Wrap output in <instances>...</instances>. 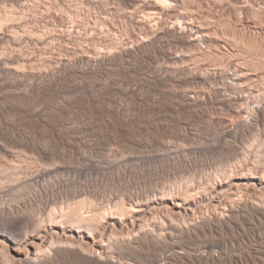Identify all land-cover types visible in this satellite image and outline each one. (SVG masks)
Listing matches in <instances>:
<instances>
[{"label": "rangeland", "instance_id": "rangeland-1", "mask_svg": "<svg viewBox=\"0 0 264 264\" xmlns=\"http://www.w3.org/2000/svg\"><path fill=\"white\" fill-rule=\"evenodd\" d=\"M136 1L144 5H142L143 9H139L141 5H137L138 7L136 6ZM136 1L22 0L17 4L18 7L15 6L16 4L14 5L15 8L10 4H6V6L5 4H0V11L4 10L5 12V9L6 11H13V9L17 8V11L14 10L15 12L24 13L28 18L26 19V23L28 22L26 24V29L25 26H23L24 28L21 27V29H17V31L20 30L18 31L19 37L25 35V37L21 36V38H25L22 39L23 44L20 45L21 48H18V46L12 43L10 44L8 40L5 42L0 41V57L6 55V52H8L9 56H4V58L11 57L10 54L14 56L21 54V56L28 57L27 59L29 62L25 64L22 63L23 65L16 63L14 64L16 68H18L19 65L21 66L19 67L20 70L24 69L23 71L48 70L52 73H57V76L59 75L58 71H63V69L59 67L60 58H63L71 65L73 68H71L72 71H83V73H85V75L78 74V76H71L73 78L60 75L62 77L58 76V78H56L57 80H53L55 82L50 81V83L52 82L53 84L45 82L46 85L48 84L51 87L48 90L45 88L46 85L44 83H39L40 85L38 84L36 86L37 93L35 92V95L31 98L32 100L36 98L34 99L35 101L33 100L34 102L30 100L31 96L27 93L21 92L26 95V97L13 96L15 93H2L3 89L9 87L11 84L9 85L8 81L3 83L0 82V97L3 94L8 95H3L6 99L3 103L1 102L0 105V145H4V147H2L11 152L10 157H5L2 153L0 154V172H2V174L0 173V178H4L3 181L6 182L4 186H2L4 189L0 187V200L5 203L0 201V208H4L5 206L4 209L12 210L14 214L17 213V211H19L18 213L22 216L24 214V218L26 217L25 219H27L26 222H29L28 224L26 223L29 229V231L27 229L28 235L31 233L33 235L40 234L41 238H43L44 235L47 233L49 234L50 230L56 229L55 231L59 234H57V238H63L61 240H64L66 237L65 240H67V238L71 239V242L70 240L68 241L70 243L74 242L73 244L82 242L80 244L83 246L82 248L90 253L94 250L101 254L100 252L104 250L97 246V242L101 241L102 243L110 239L109 236L105 234L107 231H104V229L111 226L110 229L113 228L111 230L114 232V238L116 235L117 238L123 237V234H125L126 237L129 234L133 237L136 235V227H138L141 222H145V231L154 232L157 230L155 231L157 233L160 231V233L164 235L162 239L169 243L167 249L158 255L162 260L164 257L162 264H264V239L258 236V234H260L259 231H262L260 229L264 228V223L259 224L258 219L255 217V219H253L251 216H246L247 218L242 217L243 219H238L244 222V228H246L245 232L235 230L237 233L235 231H232V233L224 227L223 224H218L219 226L215 225L211 230H207L201 234L200 237L187 231L184 232V235L183 233L179 235H176L178 233L170 235L171 229L169 230L170 226L173 224H178V226L180 224L181 227H190L192 223L195 224L201 221L202 219L199 218H202V216L205 218L206 216L214 217V214L221 215L225 210H223V206L221 207L219 202L229 200V198L220 194L221 188L219 183L226 181L225 183H227V185L225 184V189H230V182H232V180L228 179L226 174L229 170L228 167L231 168V166L237 162L238 157L241 158L245 151L247 155L252 153L251 146L257 134L258 138L263 137L264 139V116H261L264 115V102H262V97H264V80L258 81V75L261 74L264 76V0H171L170 3L172 5L165 6V9H168H166L167 14L162 16L161 21L163 23L159 25V28L171 27L172 24L176 22V18L179 14L183 15L188 11V13L193 12L191 13L193 14L191 20L193 23L189 21L187 23L184 22V24L183 20H180L182 22L177 21L176 24L177 28L179 26L178 29H182L184 25V34H191L190 36L193 35V39L196 40L201 38V41L197 40L196 47L193 46L189 48V45L187 44V46L185 43H182V40L180 41L178 39L180 42L175 40L177 41L175 43L171 38H166L152 46L140 57L120 60L114 67L109 65L101 66V64L96 61L95 57L98 51L96 52L93 50L94 48L97 49L96 46H98V43L101 41L100 39H102V34H100L98 30H95L97 28L99 29V27L96 28V26H99L97 24L98 20L104 15V18L109 19L111 23L113 22L112 24H115L120 32L116 31L117 35L118 33L121 35L123 30L126 34L130 32L129 35H131L133 31L137 33L133 34L134 36L139 35L140 31L138 30L140 28L138 25L134 28L133 25L137 23L131 21L130 18L127 19L128 14L126 13H136L139 10L145 12L146 8L149 7V1L154 3L155 0ZM35 2L38 5H36ZM132 2L137 10L134 9ZM145 3H147L146 8ZM23 5H28L29 8ZM36 6L39 7L36 8ZM172 6L175 7L174 9L177 8L178 10H175V12L174 9L171 8ZM124 7H127V9ZM103 8L108 10L104 11L105 9ZM76 10H78L80 14L78 17H75L77 20H75L76 22L73 24V22L66 17V13L68 11L72 13ZM140 11L137 12L139 16H144L145 13L149 12L146 11L144 14H141ZM117 12H119L122 17L118 15ZM151 12L152 11H150V14ZM254 12L255 14H253ZM152 13L154 18H159L158 15L154 16V12ZM123 17L126 18L127 21H125L126 19ZM35 18H37V21H34ZM128 20H130L131 24L134 23L132 28L135 30H128L129 25H131L128 23ZM82 23L85 24V26L87 24L89 27L83 26ZM126 24H128V27ZM77 26H79V28ZM27 27L28 32H26ZM116 27L114 30L117 29ZM24 29L26 31H23ZM31 31H34L33 34H30L32 33ZM27 33H29L28 36ZM45 33L48 35V38L46 35H43ZM54 33H60L59 35L64 33L65 36L67 35L68 38H71L70 41L72 43L70 41L67 42V44L64 42V46V44L61 43L63 39L61 38V40L60 36H56ZM198 33L200 36L201 34L203 36H198ZM53 34L55 35L54 38H56L54 41L55 46L53 43L49 46H47L46 43L40 44L43 42L41 39L48 40L50 38L49 36ZM29 35H33V37ZM120 35H118L119 38H121ZM133 35L130 37H133ZM110 36H107L108 38L110 37V40L111 38L113 40L118 38L114 35ZM125 37L123 39H128L129 36ZM36 38L40 40L36 41ZM62 44L67 48L65 54L64 52H62L63 54L60 53L58 49ZM50 46L54 47L50 49L51 52L53 51L52 53L48 50ZM78 47L81 49H77ZM85 49L90 51V53ZM246 49H250V51ZM3 50H6V54L1 53L4 52ZM93 51L96 52L94 53L95 56L92 53ZM204 54H206V56L203 58L201 55L204 56ZM87 56H91L89 57L90 59L93 57V63L90 64L91 66L88 65L86 61L87 64L83 60L78 59L80 57L88 58ZM199 58H201L200 61L198 60ZM202 58L204 59L203 61ZM174 59L176 61H174ZM193 72H195V74H208V80L195 81L196 79L194 80V78H192V80L189 78V75L194 74ZM61 81L65 86H63ZM65 81H67L66 84ZM233 82L234 84L238 83L237 85L240 86H237L239 91L238 94L244 96L245 103L242 104L244 108L242 105H235L229 108L230 105L227 102L229 99L227 100V97H229L228 94L230 93L226 87L229 86V83L231 84ZM259 83L262 86L259 87ZM52 87H54V89H52ZM76 91L78 92L76 93ZM16 97L17 100L15 101ZM63 97H66V99H63ZM24 99L25 101L27 99L28 103L22 101ZM17 102L19 104H17ZM23 102L25 107L22 105ZM35 102L37 105L40 104L39 107L42 106V109L44 108L46 111H42L41 109V113L43 112V115L40 114L41 117L39 115L35 117L32 116V118L28 117L26 114L27 108L36 105ZM43 103L45 105L47 104V106ZM2 104L8 107L4 105L1 107ZM16 104L18 106L21 104L23 107H20L23 109ZM260 105H263L261 106L263 111L258 114V131L256 130L257 128L255 130L239 128V126L241 127V125L249 123L251 117L255 115H253L254 110L256 112L260 108ZM4 107L6 108L4 109ZM9 107L13 109L10 108V110ZM262 108L260 109L262 110ZM18 112L19 114H17ZM20 115L28 118V120ZM42 116H44V121ZM33 118L34 120H32ZM38 119L40 120L38 121ZM234 154H237V156ZM261 156L264 158V151ZM18 165L21 166L20 168H23L22 172L25 170V172H29V174H33L34 176L44 170V176H47L39 178L38 190L40 191V196L37 195L36 198L33 197L34 199H29L30 201L28 200L29 197L19 198L16 196L18 192H15V190H18L20 187V185H18L19 182L22 184V187L27 183L23 180L18 181V183L14 182L15 186L14 183H11L12 178L18 175L16 172L17 170L20 174L21 170L19 171L20 168H17ZM263 166L264 164L261 165L260 168ZM12 167H16L17 169L14 170ZM26 168L28 169L27 171ZM2 175L4 177H2ZM5 177L9 178L5 179ZM7 179H9V181ZM7 182H10V184ZM21 188H19V190ZM253 189H255V187H253ZM256 190L254 191L256 192ZM254 191L252 192L254 193ZM14 193L16 195H14ZM253 193L252 195L249 194L248 197L250 196L254 199L255 196ZM218 194H220V197ZM145 197H150L152 200L148 210V212L150 211V213H152V216L148 218L149 220L143 216L136 217L134 215L122 217L127 218V220L120 217L115 220L110 218L111 215H113L110 208L112 211L116 209V204L118 202H120V205L118 203L117 207L118 205L121 206V201H124V205H132L136 198ZM234 197L235 196L230 198L231 202L233 201V205L240 206L236 200L237 197H235V199ZM248 197L247 195L245 196L247 200H250L251 198ZM93 199L96 202V206L97 204L98 206L100 205L99 209L104 211V213L102 211L103 214H105L106 210L110 212V214L107 212L104 215L105 217H103L102 213V215L100 214L101 217L99 216L101 219H99L100 222L98 223H100L101 226L100 224L97 226L99 231H97L98 229L96 228V233L94 234V240L96 241L93 239L83 240L77 233L72 232L71 234L68 229L59 227L58 229L57 227L54 228L52 224H56V221L50 223V220H48V213L50 214L52 210L54 212L55 208L57 213H61V211H58L61 207H66L65 209H67V206L75 205V203L78 202L82 203V200L85 202H83L82 211L83 214L87 215L90 208L92 209V207H95V203L88 205L93 202ZM89 200H91V202ZM181 201L182 203L183 201L186 203H184L181 208H177L175 204ZM231 202L229 204H232ZM7 204L9 205L7 206ZM12 205H15V207H12ZM113 205L115 208H113ZM98 206L95 208L98 209ZM127 207L129 208V206ZM18 213L15 215H19ZM224 213L226 214V211ZM224 213L222 215H224ZM28 215L29 218L33 220L29 219L27 217ZM103 218L105 219L103 220ZM6 219L8 218L5 217L3 222L7 221ZM239 221L238 223H240ZM3 222L0 226H3L5 223L7 226L8 223L7 227H11L17 232L20 230V233L22 230L21 234L26 232L25 229L24 232L22 229V226L27 228L25 224L17 227L19 228L17 229L13 227L11 219L4 224ZM37 224L38 226H35ZM254 225H257V227ZM39 227L40 229H38ZM36 229L38 231H36ZM238 231H240V233H238ZM42 234L44 235L42 236ZM209 244L213 249L211 248L210 251L205 250L204 247L210 246ZM13 247L14 246L8 239L0 236V249L5 253L7 252L6 254L12 260L15 261L16 259L15 262H17V264H21V259H25L28 256L29 247L22 242L19 251L23 253L20 255L13 251ZM111 247L110 251L112 252L106 248L107 251L104 250L105 255H111L114 257L113 259L116 262H120V264L123 262L124 264H153L151 261L153 254H155V250H152L154 248L153 246L144 245V247L142 246L143 248L135 249L137 252L134 250V253L132 251L130 252V250L126 252L125 248L119 250L120 248L117 246L114 247V245ZM72 257L74 256L66 255L64 258L58 259V262L55 261V263L53 262L52 264H91L90 262L78 260L76 257H74V259ZM148 258L149 260H147ZM70 259L73 260L71 261ZM79 261L82 262L80 263ZM116 262H114V264ZM102 263L106 264L107 262Z\"/></svg>", "mask_w": 264, "mask_h": 264}, {"label": "bare ground", "instance_id": "bare-ground-1", "mask_svg": "<svg viewBox=\"0 0 264 264\" xmlns=\"http://www.w3.org/2000/svg\"><path fill=\"white\" fill-rule=\"evenodd\" d=\"M22 0H0V4H5V6H6V4H10L11 6L13 5V7H14V5L15 6H17V4H19L20 2H21ZM32 1H35V0H32ZM134 1H136V0H133V2ZM138 1H140V0H138ZM154 1V0H153ZM158 1V2H157ZM155 0V2L153 3H151V1H149L150 3H148V8H146V5H147V3H145V8H146V11H149L148 13H145V12H143V10H142V12L140 11L141 9H143L142 8V5H141V3L140 2H137L136 1V6L137 5H141L140 7L141 8H139L140 10V12H141V14H144L145 13V15L144 16H139L138 15V13L137 12H139V11H137L136 13H126V14H128V16H127V19H129L130 18V20L131 21H133V22H135V23H137V24H135V25H133V24H131L130 23V20H128L129 22L128 23H130L131 25H129V28H128V30H130L131 31V29L132 30H135V29H133L132 27L134 26V28H135V26L136 25H138V27L140 28L138 31H140V33H139V35H133V34H137L136 32L134 33V31L132 32V34L131 35H133V37H130L131 35H129L130 34V32L128 33L127 32V27H128V24H126L127 25V27L125 28V31L127 32V34L124 32V30H123V33L120 35L119 33V31H118V28L115 26V24H112L111 23V21H109V19H107V18H104V15H102L101 17H100V19L98 20V25L99 26H96V28L97 27H99V29L97 28V29H95V30H98V32H100V34H102V39H100L101 41H100V43H98V46H96L97 47V49H93V50H95L96 52H97V56H95V54L94 53H96V52H92L93 54H94V56L96 57V61L99 63V64H101V66L103 65H109V66H116L118 63L117 62H119L120 60H124V59H134V58H137V57H140V56H142L143 54H145L152 46H154L155 44H157L158 42H160V41H162V40H164V39H166V38H171L172 40H182V43H185L186 45L188 44L189 45V48H191V47H193V46H195V45H197V40H200V39H193L194 37H193V35L192 36H190V35H187L186 33L184 34L183 33V31H184V29H183V27H184V25H183V27H182V29H178L179 28V26H178V28H177V24H176V22L178 21H180V20H183V23L184 22H189V21H191L192 20V17H193V14H191V13H193V12H191V13H188V12H186L185 14H179L178 16H177V18H176V22L174 23V24H172V26L171 27H167V28H165V27H163L162 29H160L159 28V25L160 24H162L163 22L161 21L162 20V16H165V14H167L166 13V9H165V6L166 5H172L170 2H171V0ZM132 2V5H133V7H134V9H136L137 10V8L135 7V5H134V3ZM142 2V1H141ZM65 3V2H64ZM82 3V2H81ZM170 3V4H169ZM207 3V2H206ZM229 3V2H228ZM26 4V3H25ZM34 4V3H33ZM35 4H36V2H35ZM43 4H44V2H43ZM150 4V5H149ZM9 5V6H10ZM36 5H38V4H36ZM56 5V4H55ZM128 5V4H127ZM194 5V4H193ZM213 5V4H212ZM224 5V4H223ZM22 6V5H21ZM23 6H28V5H23ZM35 6V5H34ZM125 6H126V4H125ZM144 6V5H143ZM150 6H151V8H150ZM232 6V5H231ZM18 7V6H17ZM33 7V6H32ZM39 6H36V8H38ZM61 7V6H60ZM79 7V6H78ZM121 7V6H120ZM132 7V6H131ZM132 7V8H133ZM138 7V6H137ZM167 7H169V6H167ZM176 7H178V6H176ZM226 7V6H225ZM224 7V8H225ZM234 7V6H233ZM9 8V7H8ZM15 8V7H14ZM24 8V7H23ZM27 8H29V6L27 7ZM83 8H84V6H83ZM124 8H126L127 9V7H124ZM123 8V9H124ZM129 8V7H128ZM170 8V7H169ZM171 8H175V7H171ZM239 8V7H238ZM246 8V7H245ZM42 9V8H41ZM62 9H64V8H62ZM71 9V8H70ZM103 9H105V8H103ZM122 9V10H123ZM131 9V8H130ZM198 9V8H197ZM249 9V8H248ZM1 10V9H0ZM14 10H16L17 11V8L16 9H13V11H6V9H5V12H4V10H2V11H0V41H6V40H8L9 42H10V44L12 43L13 45H15V46H18V48H21L20 47V45H22L23 43H22V39H25V38H21V36H23V37H25V35H21L20 37H19V35H18V31H20V30H18L17 31V29H21V27H23V26H25V29H26V24L28 23H26V19H28L27 18V15H25L24 13H19V12H15ZM26 10V9H25ZM24 10V11H25ZM34 10V9H33ZM35 10H38V9H35ZM78 10H79V8H78ZM78 10H76L75 12H67L66 14V17L68 18V19H70V21H72L73 22V24L76 22L75 20H77V19H75V17H78L79 16V11ZM108 10V9H107ZM106 9L104 10V11H107ZM118 10V9H117ZM120 10V9H119ZM168 10V9H167ZM177 11L178 9L176 8V9H174V11ZM203 10V9H202ZM246 10V9H245ZM256 10V9H255ZM30 11V10H29ZM40 11V10H39ZM38 11V12H39ZM42 11H44V10H42ZM41 11V12H42ZM103 11V12H104ZM129 11V10H128ZM150 11H152V12H154V16L155 15H158L159 16V18H154L153 17V13L151 12V14H150ZM175 11V12H176ZM20 12H22V11H20ZM46 12V11H45ZM58 12V11H57ZM110 12V11H109ZM108 12V13H109ZM123 12H124V10H123ZM123 12H120V13H123ZM126 12V11H125ZM135 12V11H134ZM224 12V11H223ZM49 13V12H48ZM106 13V12H105ZM104 13V14H105ZM118 13V15H120L119 14V12H117ZM31 14V13H30ZM46 14V13H45ZM60 14V13H59ZM103 14V13H102ZM125 14V13H124ZM123 14V15H124ZM125 14V15H126ZM196 14V13H195ZM253 14H255V12L253 13ZM41 15V14H40ZM43 15V14H42ZM47 15V14H46ZM50 15V14H49ZM106 15V14H105ZM110 15H111V13H110ZM113 15V14H112ZM124 15V16H125ZM44 16V15H43ZM60 16V15H59ZM62 16V15H61ZM121 16V15H120ZM36 17V16H35ZM65 17V16H64ZM114 17V16H113ZM119 17V16H118ZM122 17V16H121ZM38 18V17H37ZM37 18H35V20L34 21H37L36 19ZM61 18V17H60ZM124 18V17H123ZM39 19V18H38ZM55 19V18H54ZM124 19H126V18H124ZM124 19H122V20H124ZM127 19L125 20V21H127ZM172 19V18H171ZM194 19V18H193ZM253 19V18H252ZM251 19V20H252ZM60 20V19H59ZM62 20V19H61ZM65 20H67V19H65ZM115 20V19H114ZM219 20V19H218ZM28 21V20H27ZM64 21V20H63ZM119 21V20H118ZM206 21V20H205ZM210 21V20H209ZM224 21H226V20H224ZM71 22V23H72ZM89 22V21H88ZM116 22V21H115ZM121 22V21H120ZM180 22H182V21H180ZM192 23H193V21H191ZM32 23V22H31ZM35 23V22H34ZM127 23V22H126ZM191 23V24H192ZM198 23H200V22H198ZM225 23V22H224ZM72 24V25H73ZM83 24V23H82ZM122 24V23H121ZM185 24V23H184ZM216 24V23H215ZM256 24V23H255ZM29 25V24H28ZM67 25V24H66ZM79 25V24H78ZM91 25V24H90ZM133 25V26H132ZM230 25V24H229ZM53 26V25H52ZM76 26V25H75ZM83 26H85V24H83ZM86 26H87V28L89 27L87 24H86ZM85 26V27H86ZM131 26V27H130ZM163 26V25H162ZM161 26V27H162ZM258 26V25H257ZM58 27V26H57ZM61 27V26H60ZM78 28H79V26H77ZM76 27V28H77ZM115 27L117 28L116 30H114L115 29ZM119 27V26H118ZM137 27V28H138ZM199 27H201V26H199ZM203 27V26H202ZM209 27V26H208ZM24 28V27H23ZM43 28V27H42ZM74 28V27H73ZM185 28V27H184ZM198 28V27H197ZM222 28V27H221ZM23 30V31H26V30ZM124 29V28H123ZM32 30V29H31ZM49 30H50V28H49ZM49 30H46V31H49ZM62 30V29H61ZM63 30H64V27H63ZM66 30V29H65ZM77 30V29H76ZM88 30V29H87ZM224 30V29H223ZM46 31H44V32H46ZM70 31V30H69ZM75 31V30H74ZM116 31H118L119 33H118V35H120L121 36V38H119V36L117 35V33H116ZM122 31V30H121ZM26 32H28V27H27V31ZM32 33H30V34H33V32L34 31H31ZM50 32V31H49ZM52 32V31H51ZM90 32V31H89ZM185 32V31H184ZM66 33V32H65ZM77 33V32H76ZM83 33V32H82ZM200 33V32H199ZM198 33V34H199ZM211 33V32H210ZM28 34L29 33H27V36H28ZM47 34H48V32H47ZM46 33L45 34H43L44 36L46 35L47 36V38H48V35H47ZM52 34V33H51ZM55 34V33H54ZM50 35L49 37L51 38V36H52V38L50 39H48V40H42L41 39V41H43V42H41L40 44H47V46H49V45H52V43H53V45H54V41H55V39L56 38H54L55 37V35L57 36V35H59L60 33H58V34H55V35ZM64 34V33H63ZM63 34H61V35H59L60 36V39L62 38L63 39V41H61V43H63L64 44V46H65V43L67 44V42H69L70 41V39L71 38H68V36L66 35L65 36V34L63 35ZM69 34V33H68ZM72 34V33H71ZM81 34V33H80ZM99 34V35H100ZM34 35H35V33H34ZM83 35V34H82ZM85 35V34H84ZM90 35V34H89ZM110 36V35H114L115 37H118L117 39L115 38V40H113L112 38H111V40L107 37V36ZM129 36L128 37V39L126 38L127 36ZM196 35V34H195ZM29 36H32L33 37V35H29ZM36 36V35H35ZM39 36V35H38ZM40 36L42 37V35L40 34ZM43 36V37H44ZM58 36V37H59ZM73 36V35H72ZM79 36V35H78ZM126 36V37H125ZM198 36H200V34L198 35ZM201 36H203L202 34H201ZM200 36V37H201ZM204 36H206V35H204ZM31 37V38H32ZM37 37V36H36ZM40 37V38H41ZM126 38V39H123V38ZM45 38V37H44ZM46 38V39H47ZM73 38H75V37H73ZM73 38H72V41H73ZM114 38V37H113ZM197 38V37H196ZM33 39V38H32ZM37 39V38H36ZM57 39H59V38H57ZM61 39V40H62ZM85 39H86V37H85ZM87 39H88V37H87ZM236 39V38H235ZM234 39V40H235ZM29 40V39H28ZM40 39H37L36 41H39ZM80 40V39H79ZM178 40V41H179ZM202 40H203V38H202ZM7 41V42H8ZM24 41V40H23ZM33 41V40H32ZM88 41V40H87ZM97 41V40H96ZM179 41V42H180ZM201 41V40H200ZM1 42V43H2ZM25 42V41H24ZM65 42V43H64ZM71 42V41H70ZM75 42V41H74ZM83 42V41H82ZM177 41H175V43H176ZM238 42V41H237ZM72 43V42H71ZM4 44V43H3ZM7 44V43H6ZM35 44H37V43H35ZM59 44V43H58ZM63 44L61 45V47L59 46V52L60 53H62V52H64V54H65V52H66V49L67 48H65L64 46H63ZM75 44V43H74ZM81 44V43H80ZM87 44V43H86ZM179 44V43H178ZM181 44V43H180ZM57 45V44H56ZM79 45V44H78ZM82 45V44H81ZM97 45V44H96ZM187 45V46H188ZM238 45V44H237ZM249 45V44H248ZM255 45V44H254ZM11 46V45H10ZM34 46V45H33ZM36 46V45H35ZM46 46V45H45ZM47 46H46V48H47ZM55 46V45H54ZM185 46V45H184ZM251 46H253V45H251ZM8 47H9V45H8ZM7 47V48H8ZM23 47V46H22ZM39 47H40V45H39ZM53 47V46H52ZM51 46H50V48H48V50L50 51V49L52 48ZM67 47V46H66ZM157 47V46H156ZM171 47V46H170ZM196 47V46H195ZM198 47V46H197ZM17 48V47H16ZM17 48V49H18ZM54 48V47H53ZM56 48V47H55ZM92 48V47H91ZM172 48V47H171ZM188 48V47H187ZM247 48V47H246ZM257 48V47H256ZM26 49V48H25ZM31 49V48H30ZM77 49H79V47L77 48ZM81 49V48H80ZM79 49V50H80ZM194 49V48H193ZM192 49V50H193ZM251 49V48H250ZM250 49H246V50H248V51H250ZM7 50V49H6ZM5 50V51H6ZM23 50V49H22ZM32 50V49H31ZM47 50V49H46ZM53 50V49H52ZM86 50V49H85ZM192 50H191V52H192ZM199 50V49H198ZM209 50V49H208ZM207 50V51H208ZM251 50H253V49H251ZM254 50H255V48H254ZM1 51V50H0ZM4 51V50H3ZM5 51L4 52H1L2 54L4 53V54H6V55H4V56H7L8 55V52H6L5 53ZM29 51V50H28ZM44 51V50H43ZM87 51V50H86ZM173 51V50H172ZM194 51V50H193ZM200 51V50H199ZM21 52V51H20ZM19 52V53H20ZM46 52V51H45ZM53 52V51H52ZM51 51H50V53H52ZM57 52H58V50H57ZM85 52V51H84ZM87 52H89L90 53V51H87ZM150 52V51H149ZM148 52V53H149ZM165 52V51H164ZM189 52V51H188ZM21 53H23V52H21ZM32 53V52H31ZM44 53V52H43ZM56 53V52H55ZM190 53V52H189ZM251 53V52H250ZM14 54V53H13ZM54 54V53H53ZM63 54V53H62ZM61 54V55H62ZM182 54V53H181ZM183 54H184V52H183ZM194 54V53H193ZM201 54V53H200ZM199 54V55H200ZM23 55V54H22ZM46 55V54H45ZM49 55V54H48ZM55 55V54H54ZM53 55V56H54ZM74 55V54H73ZM76 55V54H75ZM90 55V54H89ZM208 55V54H207ZM217 55V54H216ZM4 56H2V57H0V82L1 83H3V82H7L8 81V83H9V87H6V88H4L3 89V91H2V93H6L7 94V92H8V94H10V93H15V95H13V96H25L26 97V95H24L23 93H27V94H30V100H32L31 98H32V96L33 95H35L34 93L36 92V86L39 84V83H44L45 84V82H49L50 83V81H53V80H57L56 78H58V76H60V75H65V76H70V78H73L74 77V75L75 76H78V74L79 75H85V73H83V71H72L71 70V65L70 64H68L63 58H60L61 60L59 61V67H61V69H63V71H58V76H57V73H52L51 71H23V70H20V68L19 67H21V66H19L18 65V68H16L15 67V65L14 64H16V63H18V64H25L26 62H29V60L27 59L28 57H24V56H21V54L20 55H18V56H14V55H12V54H10V56L11 57H7V58H4ZM9 56V55H8ZM14 56V57H13ZM52 56V57H53ZM92 56V55H91ZM91 56H87L88 58H83V57H80V58H78V59H81V60H83L84 62L86 61L87 63H88V65H90V64H92L93 63V57H92V59H90L89 57H91ZM168 56V55H167ZM183 56V55H182ZM203 58L206 56V54H204V56L203 55H201ZM200 56V57H201ZM209 56V55H208ZM207 56V57H208ZM228 56V55H227ZM51 57V56H50ZM57 57V56H56ZM62 57V56H61ZM65 57V56H64ZM206 57V58H207ZM211 57V56H210ZM245 57V56H244ZM42 58V57H41ZM44 58V57H43ZM45 58H47V57H45ZM174 58V57H173ZM176 58V57H175ZM198 58V57H197ZM202 58V61L204 60ZM218 58V57H217ZM264 58V57H263ZM30 59V58H29ZM57 59V58H56ZM171 59V58H170ZM208 59V58H207ZM211 59V58H210ZM220 59V58H219ZM225 59V58H224ZM257 59V58H256ZM261 59V58H260ZM259 59V60H260ZM31 60V59H30ZM40 60V59H39ZM38 60V61H39ZM171 60H173V59H171ZM199 61L201 60V58H199L198 59ZM33 61V60H32ZM82 61V62H83ZM132 61V60H131ZM174 61H176L175 59H174ZM252 61V60H251ZM254 61V60H253ZM263 61H264V59H263ZM83 62V63H84ZM85 62V63H86ZM95 62V61H94ZM32 63V62H31ZM86 63V64H87ZM22 64V65H23ZM33 64V63H32ZM77 64V63H76ZM80 64V63H79ZM13 65H14V67H13ZM36 65V64H35ZM123 65V64H122ZM263 65H264V63H263ZM73 66V65H72ZM91 66V65H90ZM184 66V65H183ZM187 66V65H186ZM22 67H24V66H22ZM32 67V66H31ZM119 67V66H118ZM164 67V66H163ZM247 67V66H246ZM25 68V67H24ZM42 68V67H41ZM102 68V67H101ZM170 68V67H169ZM43 69V68H42ZM59 69V68H58ZM73 69V68H72ZM93 69V68H92ZM161 69V68H160ZM163 69V68H162ZM189 69V68H188ZM2 70V71H1ZM35 70V69H34ZM65 70V71H64ZM71 70V71H70ZM94 70V69H93ZM170 70V69H169ZM198 70V69H197ZM162 71V70H161ZM168 71V70H167ZM189 71V70H188ZM86 72V71H85ZM92 73V72H91ZM93 73H94V71H93ZM190 73H192V72H190ZM194 74H190L189 75V78H194V80L195 81H197V80H204V81H206V79H207V75L205 76L204 74H195V72H193ZM88 74V73H87ZM86 74V75H87ZM90 75V74H89ZM91 75H94V74H91ZM223 75V74H222ZM71 76H73V77H71ZM186 76H188V75H186ZM240 76V75H239ZM60 77H62V76H60ZM59 77V78H60ZM80 77H82V76H80ZM89 77V76H88ZM64 78V77H63ZM62 78V79H63ZM92 78V77H91ZM65 79V78H64ZM78 79V78H77ZM244 79V78H243ZM69 80V79H68ZM193 80V79H192ZM208 80V79H207ZM262 80H264V76L263 75H258V81L260 82V81H262ZM53 82H55V81H53ZM62 82V81H61ZM63 82H64V80H63ZM62 82V83H63ZM66 82L67 81H65V84H66ZM208 82V81H207ZM213 82V81H212ZM52 83V82H51ZM50 83V84H51ZM61 83V84H62ZM206 83V82H205ZM247 83V82H246ZM6 84V83H5ZM53 84V83H52ZM238 84V83H237ZM237 84H234V82L233 83H229V86L228 87H226L227 88V90H228V92L230 93V94H228V96L229 97H227V100L229 99V101H227L228 102V104L230 105V107L229 108H232V107H234L235 105H242L243 103H245V99H244V96H241L240 94H238V88H237V86H239V85H237ZM261 84H262V82H261ZM264 84V83H263ZM262 84V85H263ZM40 85V84H39ZM46 85V84H45ZM216 85V84H215ZM243 85V84H242ZM259 85V87L260 86H262V85H260V83L258 84ZM5 86H7V85H5ZM4 86V87H5ZM53 86V85H52ZM63 86H65L64 85V83H63ZM226 86H227V84H226ZM1 87V86H0ZM58 87H60V86H58ZM240 87V86H239ZM45 88L48 90L49 88H51L50 87V85H46L45 86ZM63 88V87H62ZM221 88V87H220ZM1 89V88H0ZM52 89H54V87H52ZM51 89V90H52ZM72 89V88H71ZM84 89V88H83ZM25 90V91H24ZM76 90H77V88H76ZM100 90V89H99ZM226 90V89H225ZM27 91V92H26ZM41 91V90H40ZM43 91H45V90H43ZM55 91V90H54ZM64 91H65V89H64ZM79 91V90H78ZM78 91H76V93L78 92ZM86 91V90H85ZM1 92V91H0ZM21 92H23V93H21ZM39 92V91H38ZM45 92H47V91H45ZM52 92V91H51ZM16 93H18V94H16ZM19 93H21V94H19ZM37 93V92H36ZM71 93V92H70ZM6 94H3V95H6ZM45 94H47V93H45ZM53 94V93H52ZM60 94V93H59ZM65 94V93H64ZM66 94H68V93H66ZM261 94V93H260ZM2 95V96H3ZM50 95V94H49ZM56 95V94H55ZM93 95V94H92ZM196 95V94H195ZM225 95V94H224ZM0 97V105H1V102L3 103L4 101H5V99H6V97ZM6 96H8V95H6ZM10 96V95H9ZM58 96V95H57ZM63 96V95H62ZM11 97V96H10ZM36 97V96H35ZM50 97V96H49ZM52 97H53V95H52ZM72 97V96H71ZM99 97V96H98ZM97 97V98H98ZM246 97V96H245ZM8 98V97H7ZM29 98V97H28ZM39 98V97H38ZM40 98H43V97H40ZM56 98V97H55ZM61 98V97H60ZM190 98V97H189ZM255 98V97H254ZM263 99H262V102H264L263 100H264V97H262ZM9 99V98H8ZM22 99V98H21ZM34 99H36V98H34ZM33 99V100H34ZM53 99V98H52ZM63 99H66V97L64 98L63 97ZM188 99V98H187ZM13 100H14V98H13ZM17 100V97H16V99H15V101ZM18 100H20V99H18ZM32 100V101H33ZM38 100V99H37ZM37 100H36V102H37ZM42 100V99H41ZM95 100V99H94ZM224 100V99H223ZM225 100H226V98H225ZM261 100V99H260ZM260 100H258V101H260ZM9 101V100H8ZM11 101V100H10ZM21 101V100H20ZM19 101V102H20ZM22 101H25V99L24 100H22ZM35 101V100H34ZM33 101V102H34ZM67 101V100H66ZM65 101V102H66ZM186 101V100H185ZM195 101V100H194ZM194 101H192V102H194ZM202 101V100H201ZM211 101V100H210ZM7 102V101H6ZM5 102V103H6ZM12 102V101H11ZM25 102H27V99H26V101ZM36 102H35V104H36ZM40 102V101H39ZM70 102V101H69ZM196 102V101H195ZM250 102V101H249ZM257 102V101H256ZM261 102V103H262ZM16 103V102H15ZM15 103H12V104H15ZM28 103V102H27ZM27 103H26V105H27ZM31 103V102H30ZM49 103V102H48ZM68 103V102H67ZM186 103H188V102H186ZM191 103V102H190ZM204 103H205V101H204ZM260 103V102H259ZM259 103H258V106H259ZM17 104H19L18 102H17ZM16 104V105H17ZM44 104V103H43ZM50 104V103H49ZM264 104V103H263ZM3 105L4 104H2V106L1 107H3ZM23 106H24V102H23V104H22ZM21 104L18 106V107H23ZM32 105V104H31ZM40 105V104H39ZM39 105H32V106H30V108H27L28 110H27V116L28 117H31L32 118V116L33 117H35V116H37V115H39L40 116V114H42L41 113V109H42V106H40L39 107ZM45 105V104H44ZM43 105V106H44ZM247 105H248V103H247ZM4 106H6V107H8L7 105H4ZM45 106H47V104L45 105ZM44 106V107H45ZM232 106V107H231ZM243 106V105H242ZM261 106H263V105H260V108H262ZM6 107H4V109L6 108ZM13 107V106H12ZM20 107V108H21ZM25 107V106H24ZM29 107V106H28ZM49 107V106H48ZM199 107V106H198ZM11 107H9V109H10ZM14 108V107H13ZM13 108H11V109H13ZM16 108V107H15ZM26 108H25V110H26ZM46 108V107H45ZM243 108H244V106H243ZM258 109L256 112H255V110H254V113H253V115H254V117H251V119H250V121H249V123L248 124H243V125H241V127L239 126V128H246V129H253V130H255L256 128V130L258 131V114H259V112H262L263 111V108H264V106H263V108H262V110L261 109ZM2 109V108H1ZM8 109V108H7ZM10 109V110H11ZM21 109H23V108H21ZM48 109V108H47ZM68 109V108H67ZM19 110V109H18ZM43 110H45L44 108L42 109V111ZM226 110V109H225ZM14 111H15V109H14ZM46 111V110H45ZM8 112V111H7ZM10 112V111H9ZM22 112V111H21ZM24 112H26V111H24ZM264 112V111H263ZM4 113V112H3ZM12 113V112H11ZM14 113V112H13ZM239 113V112H238ZM15 114H16V112H15ZM17 114H19V112L17 113ZM47 114V113H46ZM264 114V113H263ZM14 115V114H13ZM21 115H23V114H21ZM20 115V116H21ZM43 115V114H42ZM261 115V114H260ZM10 116V115H9ZM23 116H25V115H23ZM23 116H21V117H23ZM261 116H264V115H261ZM41 117V116H40ZM43 117V121H44V116H42ZM9 118H11V117H9ZM19 118V117H18ZM23 118H26V117H23ZM37 118H39V117H37ZM27 120H28V118H26ZM240 119V118H239ZM264 119V118H263ZM22 120H24V119H22ZM32 120H34V118L32 119ZM40 119H38V121H39ZM51 121V120H50ZM262 121V120H261ZM36 122H37V119H36ZM263 122V121H262ZM242 123H244V122H242ZM42 124V123H41ZM47 124V123H46ZM26 126V125H25ZM35 126H36V124H35ZM42 126H43V124H42ZM6 127V126H5ZM232 128V127H231ZM260 128V127H259ZM70 129V128H69ZM45 131V130H44ZM235 131V130H234ZM243 131V130H242ZM61 132V131H60ZM13 133V132H12ZM234 133V132H233ZM260 133V132H259ZM241 134V133H240ZM264 134V133H263ZM238 135V134H237ZM12 136V135H11ZM254 136H255V134H254ZM26 138V137H25ZM241 138V137H240ZM2 140V139H1ZM236 140V139H235ZM23 143V142H22ZM250 143V142H249ZM41 144V143H40ZM11 145V144H10ZM237 145V144H236ZM250 145V144H249ZM3 147H4V145H2ZM1 145H0V154L2 153V154H4L5 155V157L6 156H8V157H10L11 156V152L9 151V150H7L6 148H3ZM229 146V145H228ZM239 146V145H238ZM251 146V145H250ZM226 147V146H225ZM46 148H47V146H46ZM250 148V147H249ZM248 148V149H249ZM190 149V148H189ZM226 149V148H225ZM233 149V148H232ZM235 149V148H234ZM41 150H43V149H41ZM245 150V149H244ZM33 151V150H32ZM39 151V150H38ZM264 151V139H263V137L261 138V137H259L258 138V134H257V136L255 137V140H254V143H253V145L251 146V154H249V155H247V153H246V151H245V153L244 154H242V157L241 158H239L238 157V159H237V162L236 163H234V165H232L231 166V168L230 167H228L229 168V170H228V172L226 173L227 174V176H228V179H230V180H232V182H230L231 183V187H230V189H225V184L227 185V183H225L226 181H224V182H220L219 183V186H220V194H222V196H226L227 198H229V200H230V198L231 197H233V196H235V197H237L236 198V200H237V202H238V204L240 205V206H237V205H233V201L231 202V200L229 201V200H224V198H223V200L224 201H220L219 202V204L221 205V207L223 206V210H225L226 211V214L224 213V215H218V214H214V217L212 216V217H203L202 216V218H199V219H202L201 221H199L198 223L196 222L195 224H193L192 223V228H191V226L189 227H185V226H183V227H181L180 226V224H179V226H178V224H176V225H172V226H170V228H169V230L171 229V231H170V235H174V234H176V233H178V234H176V235H179V234H182L183 233V235L185 234L184 232L185 231H187V232H192V233H194V234H196L198 237H200V235L201 234H203L204 232H206L207 230L209 231V230H211L213 227H215V225H218V224H220V225H224V227H226L229 231H235V230H240V231H244L245 232V230H246V228H244V222H241V220L239 221L238 219L239 218H241V219H243V218H247V217H250L251 216V218L253 217V219H255V218H257L258 219V222H259V224L260 223H264V166L263 167H261L260 168V166L261 165H263L264 164V158H263V156H261V154H262V152ZM14 152V151H13ZM12 152V153H13ZM185 152V151H184ZM236 153V152H235ZM188 155V154H187ZM235 155V154H234ZM233 155V156H234ZM240 155V154H239ZM238 155V156H239ZM13 156V155H12ZM235 156H237V154L235 155ZM185 157V156H184ZM43 158V157H42ZM142 158V157H141ZM175 158V157H174ZM235 158V157H234ZM5 159V158H4ZM236 160V159H235ZM21 161V160H20ZM39 162V161H38ZM42 162V161H41ZM233 163V162H232ZM170 164V163H169ZM11 166V165H10ZM15 166H17V165H15ZM25 166V165H24ZM31 166V165H30ZM40 166V165H39ZM168 166V165H167ZM21 166H19L18 165V167L17 168H20ZM29 167V166H28ZM41 167V166H40ZM45 167V166H44ZM188 167V166H187ZM1 168V167H0ZM13 168V167H12ZM11 168V169H12ZM16 167H14L13 169L14 170H16L17 169ZM50 168V167H49ZM170 168V167H169ZM4 169V168H3ZM10 169V168H9ZM12 169V170H13ZM22 169L23 168H20L19 169V171H20V174L18 173V170L16 171L17 172V174L18 175H15V177H13L12 178V181H11V183L13 184L14 182H17L18 183V181H20V180H23V181H26L27 183L22 187V184H20V182H19V184L18 185H20V187L19 188H21L20 190H19V188H18V190L16 189L15 190V192L17 191L18 192V195H16L15 193H14V195H16L17 197H19V198H24V197H29L28 198V200L29 199H34L33 197H35L36 198V196L37 195H39L40 193V191L38 190V186H39V178H43V177H46V176H44L45 175V172H44V170L42 171V172H39L36 176H34L33 174H29V172L27 173V172H25V170L22 172ZM25 169V168H24ZM33 169V168H32ZM158 169V168H157ZM2 170V169H1ZM5 170V169H4ZM3 170V171H4ZM11 170V171H12ZM28 169L26 168V171H27ZM7 171V170H6ZM29 171H30V169H29ZM8 172V171H7ZM13 172V171H12ZM31 172V171H30ZM38 172V171H37ZM1 174H2V172H0ZM61 173V172H60ZM219 173V172H218ZM217 173V174H218ZM12 174H14V173H12ZM16 174V173H15ZM222 174H223V172H222ZM225 174V173H224ZM4 176H5V174H4ZM3 175H2V177H4ZM8 176H9V174H8ZM23 176V177H22ZM55 176V175H54ZM220 176V175H219ZM222 176V175H221ZM1 177V176H0ZM12 177V176H11ZM11 177H10V179H11ZM225 177H226V175H225ZM6 178H9V177H5V179ZM215 178V177H214ZM38 179V180H37ZM216 179V178H215ZM224 179V178H223ZM4 180V178L3 179H1L0 178V187H2V186H4V184L6 183L5 181H3ZM8 181H9V179H7ZM46 180V179H45ZM216 181H217V179H216ZM219 181V180H218ZM229 181V180H228ZM227 181V182H228ZM41 182V181H40ZM7 183H9L10 184V182H7ZM51 183H53V182H51ZM190 183V182H189ZM196 183V182H195ZM229 183V184H230ZM8 184V185H9ZM24 184V183H23ZM203 185V184H202ZM12 186V185H11ZM14 186H15V183H14ZM47 186V185H46ZM57 186V185H56ZM207 186V185H206ZM7 187V186H6ZM9 187V186H8ZM193 187V186H192ZM253 187H255V189H253ZM257 187V188H256ZM3 188V187H2ZM10 188V187H9ZM12 188V187H11ZM46 188V187H45ZM212 188V187H211ZM218 188V187H217ZM229 188V187H228ZM4 189V188H3ZM206 189V188H205ZM208 189V188H207ZM216 189V188H215ZM257 189V190H256ZM211 190V189H210ZM217 190V189H216ZM216 190H215V192H216ZM254 190H256V192L254 191ZM3 191V190H2ZM1 191V192H2ZM5 191V190H4ZM51 191V190H50ZM196 191V190H195ZM194 191V192H195ZM214 191V190H213ZM252 191H254V193L252 192ZM54 192V191H53ZM193 192V193H194ZM204 192V191H203ZM211 192V191H210ZM214 192V193H215ZM218 192V191H217ZM253 193V195L255 196V198L254 199H252L250 196V198L252 199H250V200H247V198H245V196L247 195V197H248V195L250 194V195H252V193ZM9 194V193H8ZM144 194V193H143ZM174 194V193H173ZM204 194V193H203ZM208 194V193H207ZM220 194H218L219 195V197H220ZM178 195V194H177ZM181 195V194H180ZM40 196V195H39ZM162 196V195H161ZM2 197V196H1ZM15 197V196H14ZM130 197V196H129ZM144 197V196H143ZM171 197V196H170ZM181 197V196H180ZM190 197V196H189ZM188 197V198H189ZM215 197V196H214ZM219 197L217 196V198L219 199ZM225 197V198H226ZM235 197H234V199H235ZM248 197V198H249ZM3 198V197H2ZM1 198V199H2ZM18 198V199H19ZM135 198V197H134ZM183 198V197H182ZM17 199V200H18ZM31 199V200H32ZM167 199H170V198H167ZM192 199V198H191ZM214 199V198H213ZM233 199V198H232ZM20 200V199H19ZM22 200H24V199H22ZM27 200V199H26ZM27 200V201H28ZM188 200V199H187ZM0 201H2V200H0ZM14 201V200H13ZM30 201V200H29ZM90 202H91V200H89ZM121 201V200H120ZM131 201V200H130ZM134 201V200H133ZM151 198L150 197H145V198H136V200L134 201V203L131 205V204H129V205H127V206H129V208L126 206V205H124V201H121L122 203H123V205H122V203H121V206H119L120 205V202H118L119 203V205H118V207H117V204H116V209H114L113 211H112V209L110 208V211L113 213V215H111V219H119V217L120 218H122V217H125V216H131V215H134V216H136V217H139V216H143L144 218H146V219H148L149 218V216H152V213H150V211L148 212V210H149V204L151 203ZM185 201V200H184ZM183 201V203H182V201L181 202H178V203H176L175 205H177L176 207L178 208H181L182 206H183V204L184 203H186V202H184ZM3 202V201H2ZM17 202V201H16ZM26 202V201H25ZM83 200H82V203L81 202H78V203H75V205H69V206H67V209H65L64 207L62 208L61 207V209L60 210H58V211H61V213L60 212H58V213H60V214H58L57 213V210H56V208L54 209L55 211L53 212V210H52V212L49 214L48 213V220H50V223L51 222H55L56 221V224L54 223V224H52L53 225V227L55 228V227H57V229H58V227L59 228H64V229H68V231H70L71 232V234H72V232H74V233H77L78 234V236L81 238V239H83V240H88V239H93L94 240V234L96 233V228L98 229L97 231H99V228L97 227V226H99V224L100 223H98V222H100V220L99 219H101V218H99V216L101 217V215L104 213V211L101 209H99L100 207V205L98 206V204H97V206H98V209L97 208H95V207H97L96 206V202L94 201V199H93V202H91V203H89L88 205H92V203H95V207H92V209L89 207V206H87V207H89L90 208V210H89V213L87 214V215H85V214H83V211H82V206H83ZM87 202V201H86ZM232 203V204H229V203ZM4 203V202H3ZM30 203V202H29ZM41 203V202H40ZM85 203V202H84ZM88 203V202H87ZM99 203V202H98ZM5 204V203H4ZM15 204V203H14ZM67 204V203H66ZM235 204H236V201H235ZM0 205H1V203H0ZM9 204H7V206H8ZM11 206V205H10ZM15 207V205H12V207ZM114 206V205H113ZM216 206V205H215ZM214 206V207H215ZM219 206V205H218ZM26 207V206H25ZM85 207V206H84ZM167 207V206H166ZM187 207V206H186ZM220 207V206H219ZM4 208H5V206H4ZM4 208H0V221H1V219H2V221H1V223L0 224H2V222L5 220V217H7L8 219H6L7 221H5V222H8V220H10L11 219V223H12V225H13V227H20V226H22V225H26V227L27 228H25V227H23L22 226V229H23V232H24V229L26 230V232L25 233H27V234H21L22 233V230H21V233H20V230H18V232L17 231H15L13 228H11V227H7L8 226V223H7V226L5 225L6 223L5 222H3V226H0V236H3V237H5L6 239H8L10 242H11V244L14 246L13 247V251L14 252H16V254H22L20 251H19V247H20V245H22V242H24L28 247H29V253H28V256L25 258V259H21V261H20V263L21 264H52L53 262L55 263V261H57L58 262V259H62V258H64L66 255L67 256H69V255H72V256H74V257H76L78 260L80 259V260H82V261H86V262H90L91 264H103L102 262H107L106 264H114V262H116L113 258L114 257H112L111 255H105V252H104V250L105 251H107L106 250V248L110 251V247L111 246H113L114 245V247L115 246H117V247H119L118 249L119 250H121V248H125V250H126V252H127V250H130V252L132 251H134L135 249L137 250V248H141L142 246L144 247V245H149L150 247L151 246H153L152 248V250H155V254H153V257H152V259H151V261H152V263L153 264H162V262H163V260H164V257H163V260H162V258H160V256H158V255H160V253L161 252H163V251H165L166 249H167V245L169 244L167 241H165L164 239H162L163 237H164V235L162 234V233H160V231H159V233H157V232H155V231H157V230H155L154 232H150V231H145V227H144V225H145V222H141L139 225H138V227H136L137 229H135L136 230V235L135 236H133V237H131L130 236V234L126 237L125 236V234H123L122 236L123 237H120V238H117V235H116V237L114 238L113 236H114V232L111 230V229H113V228H111L110 229V227H108V228H106V229H104V231L106 230L107 231V233H105V234H107L108 236H109V238L110 239H108L107 241L105 240V241H103L102 243H101V241L100 242H97V246L99 247V248H102V249H104L102 252H104V253H102V252H100L101 254H99V252H95L94 250H93V252H89V251H87L86 249L84 250L82 247V245H80L81 243H79V244H73V243H70L71 242V239H68L67 238V240H65V238H64V240H61V239H63V238H57V234H58V232L57 231H55L54 229H52V231L50 230V232H49V234L47 233L46 235H44V234H42V236L44 235V237L43 238H41V235L40 234H35V235H33L32 233V235L30 234V235H28L29 233L27 232V229H28V223L26 222V220L27 219H25L24 218V214H23V216L22 215H20V213H18L19 211H17V213L19 214V215H15V214H17V213H15L14 214V212L12 211V210H6V209H4ZM10 208V207H9ZM8 208V209H9ZM21 208H22V206H21ZM31 208V207H30ZM113 208H115V206L113 207ZM155 208V207H154ZM23 209V208H22ZM219 209V208H218ZM222 209V208H221ZM24 210V209H23ZM84 210V209H83ZM16 211V210H15ZM36 211H37V209H36ZM102 211H103V213H102ZM158 211V210H157ZM25 212V211H24ZM39 212V211H38ZM85 212H86V210H85ZM84 212V213H85ZM107 212H109L108 210H106L105 211V214L107 213ZM218 212V211H217ZM22 213H23V211H22ZM27 213V212H26ZM102 213V214H101ZM164 213V212H163ZM101 214V215H100ZM105 214H103V217H105L104 215ZM109 214H110V212H109ZM154 214V213H153ZM156 214V213H155ZM118 215V216H117ZM211 215V214H210ZM32 216V215H31ZM154 216V215H153ZM170 216V215H169ZM247 216V217H246ZM9 217H11V218H9ZM28 218H29V215L27 216ZM243 217V218H242ZM255 217V218H254ZM42 218V217H41ZM45 218V217H44ZM153 218V217H152ZM171 218V217H170ZM29 219H31V220H33L32 218H29ZM105 218H103V220H104ZM122 219H126L127 220V218H122ZM252 219V220H253ZM133 220V219H132ZM149 220V219H148ZM148 220H146V221H148ZM251 220V221H252ZM238 221L240 222V223H238ZM244 221V220H243ZM32 222H35V221H32ZM103 222H105V221H103ZM186 222V221H185ZM27 223V224H26ZM31 223V222H30ZM57 223H59V224H57ZM121 223V222H120ZM124 223V222H123ZM174 223H176V222H174ZM251 223V222H250ZM253 223V222H252ZM33 224V223H32ZM35 224V223H34ZM68 224V225H67ZM98 224V225H97ZM104 224V223H103ZM110 224V223H109ZM150 224V223H149ZM156 224V223H155ZM163 224V223H162ZM161 224V225H162ZM171 224H172V222H171ZM49 225V224H48ZM63 225H65V226H63ZM67 225V226H66ZM70 225V226H69ZM147 225V224H146ZM262 225V224H261ZM261 225H259V226H261ZM264 225V224H263ZM33 226V225H32ZM35 226H38V224L37 225H35ZM100 226H101V224H100ZM164 226V225H163ZM219 226V225H218ZM218 226H216V227H218ZM251 226V225H250ZM254 226H256L257 227V225H254ZM165 227V226H164ZM185 227V228H184ZM45 228V227H44ZM221 228V227H220ZM241 228V229H240ZM17 229H19V228H17ZM21 229V228H20ZM38 229H40V227L38 228ZM264 229V228H263ZM263 229H260V230H262L261 232L259 231V233L260 234H258V236H259V238H262V239H264V230ZM34 230V229H33ZM125 230V229H124ZM132 230V229H131ZM152 230V229H151ZM160 230H163V229H160ZM28 231H29V229H28ZM36 231H38L37 229H36ZM40 231V230H39ZM42 231V230H41ZM65 231V230H64ZM163 231H165V230H163ZM162 231V232H163ZM218 231V230H217ZM240 231H238V233H240ZM248 231V230H247ZM34 232V231H33ZM130 232V231H129ZM236 233H237V231H235ZM36 233V232H35ZM40 233V232H39ZM63 233V232H62ZM125 233V232H124ZM167 233V232H166ZM165 233V234H166ZM191 233V234H192ZM210 233H211V231H210ZM233 233V232H232ZM248 233V232H247ZM251 233V232H250ZM98 234V233H97ZM133 234H135V233H133ZM245 234V233H244ZM56 235V236H55ZM59 235V234H58ZM119 235V234H118ZM163 235V236H162ZM167 235V234H166ZM190 235V234H189ZM65 236H68V235H65ZM103 236V235H102ZM196 236V237H197ZM59 237V236H58ZM71 237V236H70ZM73 237V236H72ZM76 237H77V235H76ZM175 237V236H174ZM178 237V236H177ZM187 237V236H186ZM227 237V236H226ZM250 237V236H249ZM235 238V237H234ZM253 238V237H252ZM81 239H79V240H81ZM96 239V238H95ZM114 239V240H113ZM182 239V238H181ZM237 239V238H236ZM262 239H260V240H262ZM68 240H70V242L68 241ZM111 240H113V241H111ZM168 240V239H167ZM201 240V239H200ZM199 240V241H200ZM94 241H96V240H94ZM76 242V241H75ZM78 242V241H77ZM171 242V241H170ZM84 243V242H83ZM178 243V242H177ZM259 243H260V241H259ZM58 244V245H57ZM245 244V243H244ZM57 245V246H56ZM84 245V244H83ZM174 245V244H173ZM172 245V246H173ZM210 245V244H209ZM259 245H261V244H259ZM259 245H258V247H259ZM264 245V244H263ZM262 245V246H263ZM85 246V245H84ZM238 246V245H237ZM255 246V245H254ZM142 247V248H143ZM149 247V248H150ZM194 247V246H193ZM84 248H86V247H84ZM205 248V250H211V245L210 246H205L204 247ZM6 249V248H5ZM111 249H112V247H111ZM117 249V250H118ZM145 249V248H144ZM213 249V248H212ZM264 249V248H263ZM113 250V249H112ZM123 250V249H122ZM135 250V251H136ZM173 250V249H172ZM116 251V250H115ZM110 252H112V251H110ZM110 252H108V253H110ZM129 252V251H128ZM137 252V251H136ZM135 252V253H136ZM138 252H139V250H138ZM7 253V252H6ZM2 249H0V264H17V262H15L16 261V259H15V261L14 260H12L7 254H6ZM114 253V252H113ZM134 253V252H133ZM179 253V252H178ZM212 253V252H211ZM261 253V252H260ZM99 254V255H98ZM111 254V253H110ZM130 254V253H129ZM147 254H148V252H147ZM146 254V255H147ZM162 254H164V253H162ZM202 254V253H201ZM142 255V254H141ZM152 255V254H151ZM251 255V254H250ZM122 256V255H121ZM137 256V255H136ZM178 256V255H177ZM202 256H204V255H202ZM241 256V255H240ZM71 257V256H70ZM69 257V258H70ZM74 257H72V258H74ZM130 257V256H129ZM161 257H162V255H161ZM248 257V256H247ZM118 258V257H117ZM123 258V257H122ZM135 258V257H134ZM170 258V257H169ZM187 258V257H186ZM198 258V257H197ZM201 258V257H200ZM203 258V257H202ZM251 258V257H250ZM75 259V258H74ZM112 259H113V261H112ZM138 259V258H137ZM261 259V258H260ZM264 259V258H263ZM20 260V259H19ZM71 260V259H70ZM73 260V259H72ZM71 260V261H72ZM147 260H149V258L147 259ZM162 260V261H161ZM256 260V259H255ZM60 261V260H59ZM63 261V260H62ZM64 261H65V259H64ZM63 261V262H64ZM81 261V262H82ZM123 261V260H122ZM160 261H161V263H160ZM209 261V260H208ZM80 262V261H79ZM80 262V263H81ZM148 262H150V261H148ZM19 263V262H18ZM72 263V262H71ZM116 263H119L120 264V262H116ZM115 263V264H116ZM126 263V262H125ZM209 263V262H208ZM263 263V262H262ZM68 264V263H67ZM105 264V263H104ZM122 264H124V262L122 263ZM128 264V263H127Z\"/></svg>", "mask_w": 264, "mask_h": 264}]
</instances>
